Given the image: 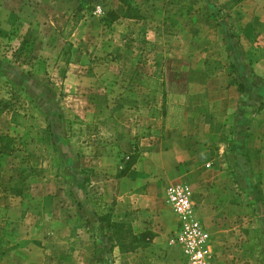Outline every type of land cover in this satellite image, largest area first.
Segmentation results:
<instances>
[{
	"label": "crops",
	"instance_id": "obj_1",
	"mask_svg": "<svg viewBox=\"0 0 264 264\" xmlns=\"http://www.w3.org/2000/svg\"><path fill=\"white\" fill-rule=\"evenodd\" d=\"M117 14V31H123L124 21L133 18ZM226 15L211 16L212 29L205 34L199 33L203 19L192 20L191 33L194 41L211 39V47L226 52L231 72L226 75L215 69L207 77L203 66L190 64L193 79L188 90L178 93L167 90L166 54L132 52L117 44V52H46L50 57L46 82L54 92L60 84L61 112L55 93L54 100H38L23 108L26 97L36 95V74L29 76L24 65L11 63L8 52H0V264L61 260L50 234L58 239L60 234L80 238L60 239L71 251L81 242L88 258L91 200L108 201L113 187L114 200L125 202L128 195L148 194L147 185L160 186V181L182 171L189 162L183 159L195 156L190 135L185 137L181 130L187 118L183 113L175 120L170 114L166 122L160 112L162 100L178 103L182 109V105L189 107L193 97L199 120L212 137L239 130L241 136L251 137L249 52H264V0H245ZM165 32L164 26L148 29L147 38L155 35L163 43ZM35 70L39 74L41 68ZM135 71L139 75L133 79ZM140 74L158 79L157 92L135 82ZM257 82V95H263L264 79ZM192 109L196 116V108ZM135 146L136 162L125 176L117 177ZM137 207L129 206L134 211ZM150 213L156 218L155 211ZM114 252L119 259L125 254L118 247ZM36 254L45 256L36 261Z\"/></svg>",
	"mask_w": 264,
	"mask_h": 264
},
{
	"label": "rangeland",
	"instance_id": "obj_2",
	"mask_svg": "<svg viewBox=\"0 0 264 264\" xmlns=\"http://www.w3.org/2000/svg\"><path fill=\"white\" fill-rule=\"evenodd\" d=\"M243 1L128 0L131 16L126 18L133 20L124 21L123 31H117V20L103 24L100 18L109 10L122 15L126 5L120 0H0V52H8L11 63L24 65L29 76L36 74L35 80L39 82L34 88L36 95H30L31 99L26 97L23 108H28V103L33 106L38 100H54L55 93L58 99L55 104L61 112L60 84L54 92L46 82L50 78L47 69L50 57L46 52H117V44L132 52L136 49L137 52L166 54L163 60L164 78L169 82L167 90L184 92L188 90V81L193 79L190 64L203 66L207 77L217 70L226 75L231 72L227 53L211 47V39L206 40L208 42L193 40L192 20L199 18L200 23L203 19L199 33H209L211 16L225 18L228 10ZM215 3L224 5L218 8ZM78 8L82 17L73 25L72 15ZM220 10L224 11L220 14ZM161 26L167 34L163 43L155 35L147 38L148 29L155 31ZM197 50L199 53L193 56ZM249 54L251 137L241 136L240 130L221 138L212 137L210 129L199 120V108L193 97H190L189 107L182 105V109L178 103L169 104V99L162 100L160 112L166 122L171 120L170 114L175 120L183 113L187 118L181 130L185 137L190 135L188 143L195 150V156L183 159L184 163L186 160L189 162L185 167L180 163L182 171L168 181H160V186L147 185L145 189L150 188L148 194L140 192L133 198L128 195L127 201L118 203L114 200L112 187L108 201L94 197L90 202L88 258L86 248H82L84 252L81 249V242L71 251L60 239L80 238L73 234H60L58 239L50 234L51 245L61 260L43 261L42 264H187L181 248L168 242L176 218L166 202L164 191L166 185L173 181L186 182L192 188L196 217L212 237L214 253L211 264H264V94L257 95V81L264 79V52L254 50ZM255 60L259 62H252ZM97 61L103 64L99 59ZM38 67L41 68L39 74L35 70ZM256 134L262 137H256ZM128 189L129 186L124 191L128 193ZM131 204H137L138 209L129 208ZM151 210L156 212V218L152 217L154 213H150ZM106 213L110 214L108 221L100 220V216ZM117 222L123 223V230H130L126 233L129 238L147 231L153 235L145 239V245L124 252L119 259L114 252L117 233L107 228L113 223L117 227ZM42 246L48 249L45 244ZM2 253L0 249V261ZM36 255L33 259L37 261L41 255Z\"/></svg>",
	"mask_w": 264,
	"mask_h": 264
},
{
	"label": "built area",
	"instance_id": "obj_3",
	"mask_svg": "<svg viewBox=\"0 0 264 264\" xmlns=\"http://www.w3.org/2000/svg\"><path fill=\"white\" fill-rule=\"evenodd\" d=\"M165 199L176 218L168 242L181 248L187 264H211L212 237L196 217L191 186L182 181L170 182L165 188Z\"/></svg>",
	"mask_w": 264,
	"mask_h": 264
},
{
	"label": "trees",
	"instance_id": "obj_4",
	"mask_svg": "<svg viewBox=\"0 0 264 264\" xmlns=\"http://www.w3.org/2000/svg\"><path fill=\"white\" fill-rule=\"evenodd\" d=\"M120 1H122L124 5H126V10L124 11L123 16L130 17L131 14L128 13V10L130 9L128 0H120ZM236 1L240 2L242 0H236ZM81 17H82L81 10L80 8H78L73 12V15H72L73 25H76L78 21L81 19ZM118 18H119V15L117 14V12L113 10H109L107 11L104 17L100 18V20L103 22V24H107L109 22L110 23L114 22ZM136 75H139V73L135 71L133 73L132 78L134 79V76ZM135 82L139 84L140 86L149 88V90L153 93L157 92L158 86L159 84H161L159 83L157 78H154L152 76H147L145 74H140V76L137 79H135ZM136 150L137 149L135 146L133 149V152L127 155V160L125 161L123 167L119 169L117 173V177L125 176L128 173V171L133 167L138 157ZM109 216H110L109 213L102 214L99 219L103 221H108ZM108 227L113 229V233H117V242L115 241V245H117L119 250L122 252L133 251L137 249L138 246L145 245L147 243V242L145 244L143 243L145 239L146 238L149 239L153 235L151 234V232L147 231L146 233H142L140 235H135V236L131 235V237L129 238L127 234L130 233V230L129 229L123 230V223L121 222H117V227L114 223L112 225H107V228ZM108 239L111 240L110 236H108ZM124 240H127V241L124 243Z\"/></svg>",
	"mask_w": 264,
	"mask_h": 264
}]
</instances>
